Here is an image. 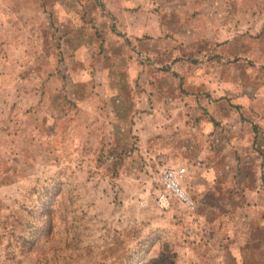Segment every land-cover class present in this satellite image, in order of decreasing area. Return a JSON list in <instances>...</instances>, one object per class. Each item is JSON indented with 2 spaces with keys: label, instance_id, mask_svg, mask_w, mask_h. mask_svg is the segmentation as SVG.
Instances as JSON below:
<instances>
[{
  "label": "rangeland",
  "instance_id": "1",
  "mask_svg": "<svg viewBox=\"0 0 264 264\" xmlns=\"http://www.w3.org/2000/svg\"><path fill=\"white\" fill-rule=\"evenodd\" d=\"M0 264H264V0H0Z\"/></svg>",
  "mask_w": 264,
  "mask_h": 264
},
{
  "label": "built area",
  "instance_id": "2",
  "mask_svg": "<svg viewBox=\"0 0 264 264\" xmlns=\"http://www.w3.org/2000/svg\"><path fill=\"white\" fill-rule=\"evenodd\" d=\"M187 175L188 168L184 165H164L159 169L157 183L160 191L156 202L161 207L170 208L178 202L191 211L197 208L196 201L185 185Z\"/></svg>",
  "mask_w": 264,
  "mask_h": 264
},
{
  "label": "crops",
  "instance_id": "3",
  "mask_svg": "<svg viewBox=\"0 0 264 264\" xmlns=\"http://www.w3.org/2000/svg\"><path fill=\"white\" fill-rule=\"evenodd\" d=\"M187 176H188V175H187ZM185 185H186L187 189L189 190V187H188V185H187V178H186V180H185ZM192 191H194V192H195V189H194V188H192Z\"/></svg>",
  "mask_w": 264,
  "mask_h": 264
}]
</instances>
